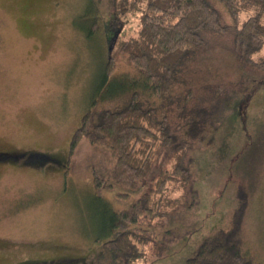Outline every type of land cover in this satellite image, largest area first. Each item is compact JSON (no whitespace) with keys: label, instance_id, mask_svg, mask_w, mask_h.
Returning <instances> with one entry per match:
<instances>
[{"label":"rangeland","instance_id":"1","mask_svg":"<svg viewBox=\"0 0 264 264\" xmlns=\"http://www.w3.org/2000/svg\"><path fill=\"white\" fill-rule=\"evenodd\" d=\"M211 1L233 27L226 7ZM253 13L243 12L238 25ZM141 16L115 19L113 0H0V152L49 153L61 161L34 167L0 160V264H185L205 238L229 227L239 188L249 195L244 251L264 264V68L236 57L229 32L204 34L208 47L187 76L189 108L200 110L205 131L183 160L195 192L171 183L168 193L196 206L158 229L161 220L150 217L132 226L152 232L138 244L143 257L128 261L112 249V213L129 211L153 176L135 190L107 184L97 194L93 170L107 173L111 150L83 138L68 152L100 88L108 95L118 89L104 85L105 66L117 42L139 36ZM253 58L264 60V46ZM117 62L116 75L133 74L123 52ZM169 157L157 159L153 174L171 165ZM171 226L177 239L158 259Z\"/></svg>","mask_w":264,"mask_h":264},{"label":"trees","instance_id":"2","mask_svg":"<svg viewBox=\"0 0 264 264\" xmlns=\"http://www.w3.org/2000/svg\"><path fill=\"white\" fill-rule=\"evenodd\" d=\"M216 1L226 7L235 23L233 27L223 21L211 0H113L115 19L132 12L142 13L139 36L116 43L117 50L105 66L103 83H115L118 89L108 95L106 88H100L103 90L84 114L71 140L68 157L83 138L93 146L111 150L115 161L107 173L93 170L97 194L107 186L135 190L139 183L153 176L147 194L129 211L113 212L110 217L112 249L128 261L143 257L138 244L147 242L152 235L145 229L136 233L139 229L132 226L143 217H150L161 220L157 229L161 228L165 219L172 220L174 213L187 212L197 204L195 200L189 202L185 195L175 197L168 192L171 183L178 184L180 189L191 186L195 192L183 160L190 144L202 141L205 126L196 117L200 110L189 108L192 92L188 96L186 88H190V65L208 47L204 34L231 33L236 57L249 66L264 68V60L258 62L253 58L264 46V0ZM245 11L254 13L239 26L240 15ZM122 52L134 69L132 75H116L117 57ZM177 88L185 93L176 96ZM174 104L178 109L175 119L171 118ZM165 154H170L171 165L153 174L155 162ZM0 160L34 167L61 162L56 156L41 152H0ZM248 196V190L239 188L238 207L229 227L205 238L185 264H255L244 251ZM166 231L167 238L156 254L158 259L177 239L174 228L168 227Z\"/></svg>","mask_w":264,"mask_h":264},{"label":"crops","instance_id":"3","mask_svg":"<svg viewBox=\"0 0 264 264\" xmlns=\"http://www.w3.org/2000/svg\"><path fill=\"white\" fill-rule=\"evenodd\" d=\"M171 227H172V226H171ZM173 245H174V244H173ZM193 250H194V249H193ZM195 250H196V249H195ZM195 250H194V252H195ZM194 252H193V253H194Z\"/></svg>","mask_w":264,"mask_h":264},{"label":"flooded vegetation","instance_id":"4","mask_svg":"<svg viewBox=\"0 0 264 264\" xmlns=\"http://www.w3.org/2000/svg\"><path fill=\"white\" fill-rule=\"evenodd\" d=\"M1 153H6V152H1ZM9 153H11V152H9Z\"/></svg>","mask_w":264,"mask_h":264},{"label":"water","instance_id":"5","mask_svg":"<svg viewBox=\"0 0 264 264\" xmlns=\"http://www.w3.org/2000/svg\"><path fill=\"white\" fill-rule=\"evenodd\" d=\"M112 50V48L110 49V51Z\"/></svg>","mask_w":264,"mask_h":264}]
</instances>
